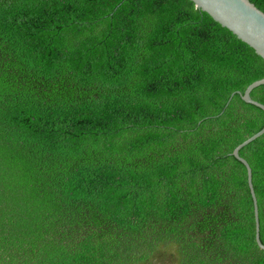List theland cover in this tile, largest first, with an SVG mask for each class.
Returning a JSON list of instances; mask_svg holds the SVG:
<instances>
[{
    "label": "trees",
    "instance_id": "trees-1",
    "mask_svg": "<svg viewBox=\"0 0 264 264\" xmlns=\"http://www.w3.org/2000/svg\"><path fill=\"white\" fill-rule=\"evenodd\" d=\"M263 77L191 0H0V264H264Z\"/></svg>",
    "mask_w": 264,
    "mask_h": 264
},
{
    "label": "water",
    "instance_id": "water-1",
    "mask_svg": "<svg viewBox=\"0 0 264 264\" xmlns=\"http://www.w3.org/2000/svg\"><path fill=\"white\" fill-rule=\"evenodd\" d=\"M193 3L208 13L221 26L230 30L237 38L252 47L257 54L264 58V11L258 8L251 0H191ZM264 84V77L251 82L241 94L246 102L255 104L264 110V104L250 96L251 90ZM264 133V126L235 146L231 154L241 161L247 171V182L253 199V212L255 221V239L257 244L264 249V244L259 237V218L257 198L252 184V171L249 163L239 154L244 145Z\"/></svg>",
    "mask_w": 264,
    "mask_h": 264
}]
</instances>
